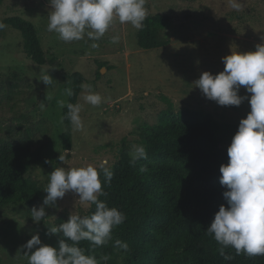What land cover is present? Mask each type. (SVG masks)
<instances>
[{
    "label": "rangeland",
    "instance_id": "obj_1",
    "mask_svg": "<svg viewBox=\"0 0 264 264\" xmlns=\"http://www.w3.org/2000/svg\"><path fill=\"white\" fill-rule=\"evenodd\" d=\"M239 3L240 10L231 7ZM147 16L167 14L172 17L169 46L142 50L137 43L139 29L130 23L114 20L98 41L85 34L84 39L65 43L54 32L47 31L49 0H5L0 20L21 17L37 28L46 64L33 62L23 47L21 34L11 28L0 30V138L11 134L32 138L41 163L31 176L48 184L55 167L109 168L115 162L124 139L130 147L140 144V131L155 125L159 114L169 104L176 110L185 107L212 113L222 122L240 123L250 112L248 100L239 106H220L208 100L195 87L203 72L217 75L224 70L222 58L233 52L255 51L264 44V0H146ZM119 35L118 44L111 38ZM93 43L98 48H92ZM102 64L101 75L98 70ZM82 73L87 83H95L92 91L103 98L98 107L86 103L81 93L79 104L82 131H73V147L62 144L64 108L68 103L66 89L72 75ZM50 74L53 82L44 85L41 74ZM18 75L21 80L12 79ZM239 95L249 96L244 87ZM43 102L45 110L39 104ZM17 135V136H18ZM64 155L63 162L59 160ZM47 161V162H46ZM47 195V193H46ZM79 196L69 192L58 199L55 207L43 205L47 217L36 224L31 218L34 207L9 206L0 212V254L3 264H28L23 249L33 235L45 245L59 248V234L48 235V226L67 222L70 214L80 215L91 204H80Z\"/></svg>",
    "mask_w": 264,
    "mask_h": 264
},
{
    "label": "trees",
    "instance_id": "obj_2",
    "mask_svg": "<svg viewBox=\"0 0 264 264\" xmlns=\"http://www.w3.org/2000/svg\"><path fill=\"white\" fill-rule=\"evenodd\" d=\"M4 1L0 0V9ZM0 23L21 34L24 50L35 64H46L40 35L32 22L18 16ZM172 24L167 14L147 16L137 33L139 48L169 46ZM105 66H100L98 75ZM12 79L22 78L13 75ZM86 83L82 73L72 75L73 95L68 103L79 102L83 92L80 86ZM91 86L96 87L95 83ZM66 113L65 106L62 117ZM63 125V148L71 150L73 130L67 119ZM238 127V123L222 122L203 110L185 107L177 111L170 103L155 125L141 128L140 144L146 149L147 159L132 166L131 147L124 139L108 168L113 173L110 183L102 168L98 169L104 192L98 199L123 213L125 221L112 230V239L106 245L96 247L82 240L77 246L86 255L95 256L99 264H264V255H237L231 248L224 250L232 257L226 260L220 255L221 246L206 232L220 206H227L220 167L228 163L227 149ZM17 135L8 132L0 138V212L9 206L34 207L46 196L43 184L31 176L42 157L35 152L30 136ZM141 168L147 170L142 172ZM94 212L95 205L91 204L80 216ZM59 235L61 240L67 239ZM116 240L126 243L128 250L115 247ZM105 255L110 257L107 261L101 259Z\"/></svg>",
    "mask_w": 264,
    "mask_h": 264
},
{
    "label": "clouds",
    "instance_id": "obj_3",
    "mask_svg": "<svg viewBox=\"0 0 264 264\" xmlns=\"http://www.w3.org/2000/svg\"><path fill=\"white\" fill-rule=\"evenodd\" d=\"M145 3L146 0H49L47 31L56 33L61 41L71 43L84 39L85 34L91 40H100L117 18L121 24L130 23L141 29L147 15ZM231 7L239 11L241 5L232 2ZM5 28L6 25L0 23V30ZM119 41V35L111 38L112 44ZM98 46L96 43L91 45L92 48ZM222 62L225 65L222 72L217 75L203 72L195 81V87L220 106L239 107L244 100L250 104V112L240 121L227 149L228 163L220 167V184L227 189L223 193L227 206H220L206 231L221 246L220 255L230 260L232 257L225 254L226 248L234 249L237 255H264V44H258L255 51H232L231 55L222 58ZM40 82L49 86L53 77L42 73ZM80 87L86 92L83 96L86 103L93 107L101 105L103 98L92 91L90 84ZM241 87L251 94L250 97L239 95ZM65 91L68 96L73 95L71 89ZM65 106L67 113L61 123L67 119L73 131H82V106L79 103L65 105L63 100L58 102L59 108ZM39 107L45 110L47 106L41 102ZM130 156L132 166L138 160L147 159L145 147L132 145ZM64 159L61 154L59 160L63 162ZM101 168L105 180L110 183L113 173L106 167ZM99 176L91 165L55 167L48 176L43 205L55 207L58 199L73 192L79 196L80 204H94L95 212L84 217L70 214L67 222L48 226V235L63 234L67 238L60 241L58 249L43 244L38 234L33 235L23 245L28 264H99L95 256L86 255L77 245L82 240H88L96 247L106 245L112 239V230L126 219L118 209L109 208L98 199L99 195H104ZM46 217L43 206L31 210V218L36 224ZM115 247L128 250V245L120 240L115 241ZM109 258L107 255L101 257L104 261Z\"/></svg>",
    "mask_w": 264,
    "mask_h": 264
}]
</instances>
